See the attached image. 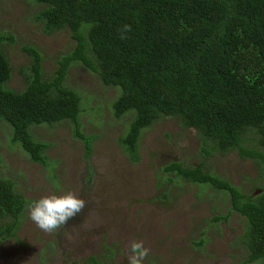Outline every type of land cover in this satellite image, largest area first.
<instances>
[{
    "label": "rangeland",
    "instance_id": "rangeland-1",
    "mask_svg": "<svg viewBox=\"0 0 264 264\" xmlns=\"http://www.w3.org/2000/svg\"><path fill=\"white\" fill-rule=\"evenodd\" d=\"M44 9L37 0H0V31L13 39L5 45L15 68L11 89L25 88L21 69L34 63L24 47L40 52L48 79L56 76V61L76 47L69 29L44 32L45 23L38 18ZM66 85L81 96V132L93 141L91 156L86 158L85 143L69 121L30 128L37 140L50 145L45 164L32 160L13 142L12 127L0 122V175L16 182L27 206L73 191L85 199L86 208L52 232L37 227L27 206L14 236L3 238L7 221H0V264H85L93 257L102 264H127L133 240H143L151 250L145 264H264L260 259L247 263L242 242L247 219L233 210L229 193L163 170L172 162L188 168L204 165L257 201L264 186V147L255 133L247 136L245 146L257 156L242 157L236 149L205 147L199 131L164 117L142 131L135 162L120 143L134 114L114 115L120 90L103 84L82 63L71 65ZM53 174L57 180L50 179Z\"/></svg>",
    "mask_w": 264,
    "mask_h": 264
},
{
    "label": "trees",
    "instance_id": "trees-1",
    "mask_svg": "<svg viewBox=\"0 0 264 264\" xmlns=\"http://www.w3.org/2000/svg\"><path fill=\"white\" fill-rule=\"evenodd\" d=\"M45 5L38 18L51 35L69 29L75 49L56 61L55 78H45L42 55L24 47L33 65L21 69L23 90L11 89L15 68L5 51L13 39L0 31V122L13 129L32 160L45 164L50 145L39 141L32 126L69 121L91 156L93 141L81 132V96L66 85L73 63H82L120 95L113 104L117 119L133 113L120 143L138 160L137 143L144 129L164 117L178 118L199 131L212 150L246 149L255 133L264 147V0H37ZM264 163V162H263ZM185 181L210 185L232 197L233 210L247 219L242 242L247 263L264 260V186L259 199L228 181L179 162L164 167ZM50 179L57 180L54 174ZM16 182L0 175V221L3 238L21 228L28 202ZM257 196V195H256ZM226 216L222 217H228ZM220 220L219 218H217ZM85 264H102L93 257Z\"/></svg>",
    "mask_w": 264,
    "mask_h": 264
},
{
    "label": "clouds",
    "instance_id": "clouds-1",
    "mask_svg": "<svg viewBox=\"0 0 264 264\" xmlns=\"http://www.w3.org/2000/svg\"><path fill=\"white\" fill-rule=\"evenodd\" d=\"M85 208V199L68 191L32 201L28 204L27 211L37 227L45 232H52L74 220ZM150 251L143 240H133L126 252L127 264H145Z\"/></svg>",
    "mask_w": 264,
    "mask_h": 264
},
{
    "label": "bare ground",
    "instance_id": "bare-ground-1",
    "mask_svg": "<svg viewBox=\"0 0 264 264\" xmlns=\"http://www.w3.org/2000/svg\"><path fill=\"white\" fill-rule=\"evenodd\" d=\"M226 216V215H225Z\"/></svg>",
    "mask_w": 264,
    "mask_h": 264
}]
</instances>
